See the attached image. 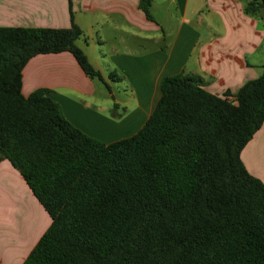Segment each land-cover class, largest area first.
<instances>
[{
    "label": "trees",
    "instance_id": "1",
    "mask_svg": "<svg viewBox=\"0 0 264 264\" xmlns=\"http://www.w3.org/2000/svg\"><path fill=\"white\" fill-rule=\"evenodd\" d=\"M69 6L67 29L0 27V162L51 220L23 264H264V183L241 159L264 125V65L236 94L166 77L145 125L105 144L72 125L49 90L22 93L32 58L64 52L109 88L77 46ZM151 7L139 0L149 20ZM263 11L264 0L245 7Z\"/></svg>",
    "mask_w": 264,
    "mask_h": 264
},
{
    "label": "crops",
    "instance_id": "2",
    "mask_svg": "<svg viewBox=\"0 0 264 264\" xmlns=\"http://www.w3.org/2000/svg\"><path fill=\"white\" fill-rule=\"evenodd\" d=\"M250 1L152 0L149 20L139 0H71L74 22L83 32L77 46L110 89L111 83L125 85L128 96L113 104L123 112L110 113V103L101 107L106 100L97 80L68 52L32 58L23 69L22 93L49 90L72 125L105 144L131 137L153 113L166 77L197 76L205 90L223 95L236 94L262 75L264 11L248 15ZM70 26L69 0H0V27ZM111 74L120 79L111 80ZM241 159L264 183V125ZM49 219L19 171L2 160L0 264H23Z\"/></svg>",
    "mask_w": 264,
    "mask_h": 264
},
{
    "label": "rangeland",
    "instance_id": "3",
    "mask_svg": "<svg viewBox=\"0 0 264 264\" xmlns=\"http://www.w3.org/2000/svg\"><path fill=\"white\" fill-rule=\"evenodd\" d=\"M96 80L98 82V86H100V88L102 90V97H104V99L106 100V101L102 102L103 106H101V107H105V105H108L110 103L111 104L110 113H112V114L122 113L123 109L118 108L117 105H113V104L116 100L122 101L124 97L128 96L125 85H118L117 83H111V89L109 90V88H107L105 85L99 83L98 79H96ZM111 91H112V93H114V95L112 97L110 96ZM47 216H48V214H47ZM48 218H49V216H48ZM49 221H50V219H49ZM49 225H50V223H49Z\"/></svg>",
    "mask_w": 264,
    "mask_h": 264
}]
</instances>
